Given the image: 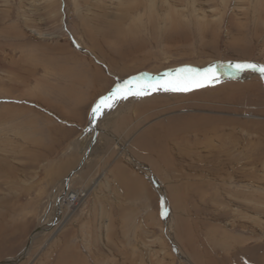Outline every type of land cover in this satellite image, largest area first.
Instances as JSON below:
<instances>
[{"label": "rangeland", "instance_id": "rangeland-1", "mask_svg": "<svg viewBox=\"0 0 264 264\" xmlns=\"http://www.w3.org/2000/svg\"><path fill=\"white\" fill-rule=\"evenodd\" d=\"M230 60L264 63V0H0V260L49 215L66 135L89 134L90 109L115 80ZM113 109L97 118L115 136H102L115 149L103 163L137 182L138 225L116 215L121 186L101 165L94 200L39 233L18 264H188L170 241L191 264H264V78L244 72Z\"/></svg>", "mask_w": 264, "mask_h": 264}, {"label": "snow or ice", "instance_id": "snow-or-ice-1", "mask_svg": "<svg viewBox=\"0 0 264 264\" xmlns=\"http://www.w3.org/2000/svg\"><path fill=\"white\" fill-rule=\"evenodd\" d=\"M244 71L258 72L261 78H264V63L238 61L226 64H209L203 68L184 65L165 72L162 76L153 77L141 73L126 79H117L105 94L100 95L94 101L90 112L92 119L89 123L94 125L97 118L101 117L107 110L113 109L119 101L127 100L129 97H142L160 91L188 92L208 83L218 82L220 75L225 73L235 77ZM160 214L161 216L167 214L164 202H162Z\"/></svg>", "mask_w": 264, "mask_h": 264}, {"label": "crops", "instance_id": "crops-1", "mask_svg": "<svg viewBox=\"0 0 264 264\" xmlns=\"http://www.w3.org/2000/svg\"><path fill=\"white\" fill-rule=\"evenodd\" d=\"M69 101H71V100H69ZM65 103H67V100L65 101ZM88 119H90V112H89ZM81 122H82V120H81ZM79 125H80V122H79V120H77L76 122H74V125H72V126H79ZM84 125H86V124H84ZM84 130L86 131V126L85 127L83 126L80 131L73 130V131H70L68 135H66V141L71 139L70 140L71 142L69 143V145L72 148H71V150L70 149L67 150L68 152H64L62 154V157L60 160V166L58 168V171H59L58 176L54 181V185L59 183L70 170L74 169L76 167V165L78 164L79 160L81 159L80 157L82 155L83 143H82V140L80 139V137H81V134L84 132ZM101 141H102V138L100 140L98 139L96 141V143L94 144L95 147L91 152V154L92 153L93 154L90 155V158L88 159L89 161H87L85 163V165H83V167L81 168V170H80L81 173L79 174V176H75L72 186L74 188H83V186H86V184H88V183L91 184L93 181L92 177L95 176L94 174L96 172L97 173L103 172L102 166H105V168H107V169H105V171H107V173H109V176H110L108 178L110 180H112L115 185H118L119 188L121 186V189H119V190H121V191H119V192H121V194L117 193V196L114 197L115 202L118 203V207H117L118 212L116 215L117 216H131V217L135 216V218L136 217L138 218V213H137V210H138L137 206H138V202H139L138 184H137V182L135 184H133L132 183V177L128 176V174L122 175L121 169L124 167L120 166V164H119V169L116 168L115 166L119 163V162L118 163L114 162L116 160H114L111 163L109 162V164H107V165L103 163V161H105L106 158L102 157V150H104L103 152L107 155L110 152H114L115 149L109 145L107 140H104L105 142H103V141L101 142ZM113 142L115 145V141H113ZM105 171L102 173V175L105 174ZM91 178H92V181L90 180L91 182H89V179H91ZM135 180L138 181L136 178H135ZM91 195L92 194L90 193L88 200H90V199L94 200L93 196L91 198ZM107 195L108 194L102 193V199H107V198H105ZM108 198H110V197H108ZM119 201H121V202H119ZM137 218L135 219V221L134 220L131 221V228L134 224L138 225L137 224V222H138Z\"/></svg>", "mask_w": 264, "mask_h": 264}, {"label": "bare ground", "instance_id": "bare-ground-1", "mask_svg": "<svg viewBox=\"0 0 264 264\" xmlns=\"http://www.w3.org/2000/svg\"><path fill=\"white\" fill-rule=\"evenodd\" d=\"M215 64V63H214ZM190 66H192V65H190ZM193 67H196V68H200V67H197V66H193ZM174 68V67H173ZM245 73L247 72V73H250V72H253V71H244ZM244 72H241V73H239V74H243ZM254 73H258V72H254ZM230 77V75H228V74H223V75H220V77L221 78H224V77ZM232 77V76H231ZM140 98H142V97H140ZM139 97H130L128 100H126V101H130V100H132V99H140ZM126 103V102H125ZM126 107V106H125ZM118 108V107H117ZM115 111V109H111V110H109V112H108V114L106 113H104L103 115L105 116V118H107L108 116H109V114H111V113H113ZM102 115V116H103ZM191 120H188V122H190ZM199 123H200V125L201 126H203L204 125V122H202V121H198ZM193 123H195V122H193ZM91 125V124H90ZM196 125H197V123H196ZM96 126H97V128H98V130H100L99 131V133H98V136H97V140L99 139H101L102 138V136H105L104 138H108V139H110V138H114L115 136L114 135H112L108 130H105V132H104V130H103V124H99L98 123V121H96ZM102 127V128H101ZM92 128V127H91ZM102 131V132H101ZM91 132V133H90ZM89 132V134H87V135H81V137H80V139L82 140V142L84 143L83 145V150H82V155H83V153H84V151L86 150V148H87V146H88V144H89V142H90V140H91V137H92V134H93V132H92V130ZM196 132V131H195ZM195 135H198V133L197 134H195ZM83 136V137H82ZM89 137V138H88ZM103 138V139H104ZM116 140H115V143H118L122 148H120V153L121 154H125L130 160L131 159H133L134 161H135V163H137V165L138 164H141L142 165V167L144 168L145 167V169L146 170H148L149 169V167L148 166H144L142 163H140V162H138L136 159H134L133 157H132V154H131V152L129 151V144H128V142H126V143H124V144H120V142L121 141H119V140H117V138H115ZM122 140V139H121ZM126 141V140H125ZM94 147H95V145H93L92 147H91V149H90V153H89V156H88V158L85 160V162L82 164V166H81V168L83 167V165H85V163L87 162V161H89L88 159L90 158V155H92L91 154V152H92V150L94 149ZM82 155H81V157H82ZM132 161V160H131ZM134 163V164H135ZM81 168L76 172V173H74L73 175H72V177L70 178V183H69V188L67 189V191H66V193L63 195V197H62V199L59 201V208H60V212L59 213H57L56 214V206H55V198L61 193V191H62V188H63V182L62 181H60V186H58V188L56 189L57 190V192L55 193V195L48 201V203H47V205H48V212H49V215L47 216V217H45L44 218V221L42 222V224H44V228H45V231H51V230H53L54 232H53V234H56L57 233V231H59L70 219H71V217L75 214V212L78 210V208H79V204L81 203V200H80V202L79 203H77V204H72L73 206H69L68 208V210L67 209H65L64 208V205L66 204L65 203V198L69 195V194H75V190L72 188V183H73V180H74V177L76 176V175H78L79 173H81ZM151 170H149V173H151L150 172ZM68 174V173H67ZM64 177H66V175L64 176ZM64 179V178H63ZM62 179V180H63ZM231 179V178H230ZM150 181L151 182H153V184L154 185H156V186H158V188H159V190L160 191H162L163 190V192H164V194H165V189H164V187L161 185V183L159 182V180H157L155 177H152L151 179H150ZM97 185H98V179H93V181H92V183L91 184H89V186H87L86 188H84V194H83V198H81L82 199V203L89 197V194H90V192L95 188V187H97ZM155 188V187H154ZM86 192V193H85ZM165 202V204L167 205V200H166V196H165V200H164ZM86 202V201H85ZM76 203V202H75ZM81 206V205H80ZM167 208V207H166ZM170 220H171V214H170V212H169V210H168V208H167V214H166V218H165V223H166V226L169 224V222H170ZM55 222L54 223V225H53V227H49V225L51 224V222ZM172 222V221H171ZM168 227V226H167ZM48 228V229H47ZM169 228V227H168ZM170 229V228H169ZM168 231V230H167ZM166 231V232H167ZM170 231H171V229H170ZM42 232H44V231H42ZM39 233H41V232H38L35 236H34V238L39 234ZM166 235L172 240V238H171V234L170 233H166ZM54 236V235H53ZM33 238V239H34ZM33 239H32V241H33ZM32 241H31V243H32ZM172 241H174V240H172ZM31 243H30V246L28 247V251L26 252V256H27V254H28V252H29V250H30V247H31ZM174 243V242H173ZM175 244V243H174ZM221 246V245H220ZM177 251H178V255L181 257V258H184L185 260H187L188 262H190V260H188L187 259V257L185 256V255H183L182 254V252L180 251V249L179 248H177ZM97 261V260H96ZM19 262H21V261H19ZM191 263V262H190ZM18 264V263H17Z\"/></svg>", "mask_w": 264, "mask_h": 264}, {"label": "water", "instance_id": "water-1", "mask_svg": "<svg viewBox=\"0 0 264 264\" xmlns=\"http://www.w3.org/2000/svg\"><path fill=\"white\" fill-rule=\"evenodd\" d=\"M243 62V61H249V62H255V63H260V62H257V61H251V60H230V61H225V62H217V63H220V64H226L228 62ZM216 63V64H217ZM183 66V65H182ZM182 66H176L174 68H169V69H166L164 71H161V72H158V73H150V72H143L145 74H148V75H151L153 77H156V76H162L165 72H169V71H172L178 67H182ZM193 67V66H192ZM141 74V73H139ZM219 74V73H217ZM90 112H91V109H90ZM92 119L91 115H90V120ZM91 127H92V137H91V140L86 148V150L84 151L81 159L79 160L78 164L76 165V167L72 170H70L68 172V174L66 175V177H64V179L62 180L63 182V188H62V191L61 193L55 198V206H56V214L60 212V208H59V201L62 199L63 195L66 193L67 189L69 188V183H70V178L72 177V175L74 173H76L82 166V164L85 162V160L88 158L89 156V153H90V149L91 147L95 144L96 140H97V136H98V133H99V130L96 126V123L94 125L91 124ZM163 200V199H162ZM55 222H51V224L49 225V227H53ZM48 229V228H47ZM42 231H45V228H44V224L40 223L38 225H36L32 230L31 232L29 233L27 239H26V242H25V245L24 247L20 250V252L18 254H16L15 256L13 257H7V258H4L2 260H0V264H17L19 263V261H23L26 257V252L28 251V247L30 246V243L32 241V239L34 238V236L38 233V232H42ZM170 240V239H169ZM172 247L174 248V251L176 252L177 250V246L172 243L170 241ZM178 252V251H177ZM188 264H191L190 262H187Z\"/></svg>", "mask_w": 264, "mask_h": 264}, {"label": "built area", "instance_id": "built-area-1", "mask_svg": "<svg viewBox=\"0 0 264 264\" xmlns=\"http://www.w3.org/2000/svg\"><path fill=\"white\" fill-rule=\"evenodd\" d=\"M78 190H75L76 193L75 194H69L66 198H65V203L68 206H73L74 204H77L80 202L81 197L84 194V189L83 188H75ZM86 193V192H85ZM76 202V203H75ZM73 204V205H72ZM82 204V203H81ZM80 206V205H79Z\"/></svg>", "mask_w": 264, "mask_h": 264}]
</instances>
